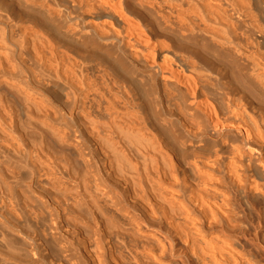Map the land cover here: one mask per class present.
<instances>
[{"label":"bare ground","instance_id":"1","mask_svg":"<svg viewBox=\"0 0 264 264\" xmlns=\"http://www.w3.org/2000/svg\"><path fill=\"white\" fill-rule=\"evenodd\" d=\"M0 264H264V0H0Z\"/></svg>","mask_w":264,"mask_h":264}]
</instances>
